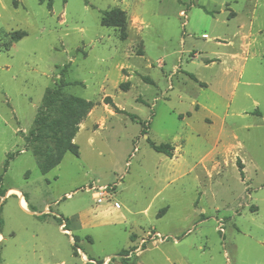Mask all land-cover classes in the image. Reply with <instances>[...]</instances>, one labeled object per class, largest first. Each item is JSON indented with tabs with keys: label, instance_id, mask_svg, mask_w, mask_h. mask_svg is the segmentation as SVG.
<instances>
[{
	"label": "rangeland",
	"instance_id": "1",
	"mask_svg": "<svg viewBox=\"0 0 264 264\" xmlns=\"http://www.w3.org/2000/svg\"><path fill=\"white\" fill-rule=\"evenodd\" d=\"M59 83L93 107L41 174ZM0 176V264H264V0H0Z\"/></svg>",
	"mask_w": 264,
	"mask_h": 264
},
{
	"label": "trees",
	"instance_id": "2",
	"mask_svg": "<svg viewBox=\"0 0 264 264\" xmlns=\"http://www.w3.org/2000/svg\"><path fill=\"white\" fill-rule=\"evenodd\" d=\"M208 13L204 7H198ZM100 25L103 27L114 28L120 31V40H125L124 28L126 25L125 14L118 9H110L101 13ZM26 35L23 31H17L11 34V40L17 42ZM192 80L194 76L190 75ZM150 82L149 79H144ZM127 83L120 85V88L126 89ZM202 86V85H201ZM64 84L59 83L53 88L46 89L42 98L41 107L33 121V127L24 136L25 146L31 147L41 174H46L55 168L66 153L75 157L78 156V147L73 143L74 136L78 130L79 123L88 115L93 105L91 102L82 98L65 96L63 94ZM105 105L112 106L111 99L105 97ZM134 119V116L131 117ZM149 147L156 153L162 154L168 158L172 157L173 147L167 143L154 144L148 141ZM8 161L4 163L7 168ZM2 177L0 176V188ZM0 195L2 192L0 189ZM26 201V200H25ZM67 230V221L64 223ZM76 242L77 238H73ZM121 253H125L122 251Z\"/></svg>",
	"mask_w": 264,
	"mask_h": 264
},
{
	"label": "crops",
	"instance_id": "3",
	"mask_svg": "<svg viewBox=\"0 0 264 264\" xmlns=\"http://www.w3.org/2000/svg\"><path fill=\"white\" fill-rule=\"evenodd\" d=\"M251 13H252V11H251ZM253 16V13L250 15V19H252L251 17ZM251 21V20H250ZM249 23H251V22H248V24ZM248 24H247V26L245 25L244 27H245V29L244 30H242V32H240L241 33V36L244 38L243 40H242V44L240 45V48H242V54H243V56L244 57H242L241 56V54L240 55H237V54H232V53H230L229 54V56L228 57H230V58H232V59H234V58H236V57H239V58H241V59H243V62H246V61H248V56L250 55L249 53H250V48L252 47V45L254 44V37H253V35L251 34V28H250V31L249 32H247V29H248ZM251 25V24H250ZM247 32V33H246ZM260 33V32H259ZM248 42H250V43H248ZM23 201H24V199H22ZM25 202V201H24ZM26 203V202H25ZM26 208V207H25Z\"/></svg>",
	"mask_w": 264,
	"mask_h": 264
},
{
	"label": "built area",
	"instance_id": "4",
	"mask_svg": "<svg viewBox=\"0 0 264 264\" xmlns=\"http://www.w3.org/2000/svg\"><path fill=\"white\" fill-rule=\"evenodd\" d=\"M100 195L101 194H95V197H94L98 203L102 201Z\"/></svg>",
	"mask_w": 264,
	"mask_h": 264
}]
</instances>
